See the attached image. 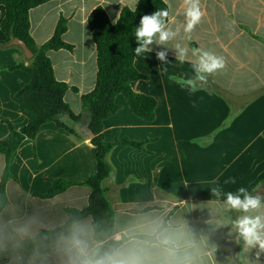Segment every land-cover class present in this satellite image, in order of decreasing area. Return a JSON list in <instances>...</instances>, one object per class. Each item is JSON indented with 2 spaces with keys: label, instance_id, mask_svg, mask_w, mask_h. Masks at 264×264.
I'll list each match as a JSON object with an SVG mask.
<instances>
[{
  "label": "crops",
  "instance_id": "crops-1",
  "mask_svg": "<svg viewBox=\"0 0 264 264\" xmlns=\"http://www.w3.org/2000/svg\"><path fill=\"white\" fill-rule=\"evenodd\" d=\"M138 1L52 0L30 10V34L38 45L52 37L60 17L67 20L64 41L73 50L50 51L48 56L56 79L69 86L64 99L75 114L83 113L81 96L94 89L97 78L89 14L102 7L115 24L124 7L135 9ZM163 1L170 13L168 27L178 34L167 45L154 43L150 52L135 56L136 69L147 78L132 82L136 93L156 99V118H139L118 95L120 109L104 121L106 141L141 143L116 145L106 156L111 174L103 185L115 214L112 237L124 241L113 255L138 264H264V249L247 245L234 223L243 215H264V201L259 210L239 214L225 203L228 192L243 199L240 187L249 195L264 194V0H199L204 16L190 39L183 31L184 0ZM4 15L0 5V23ZM4 40L0 29V42ZM177 43L189 49L183 63L176 59ZM165 47L167 61L162 64L156 53ZM192 49L210 51L226 62L195 93L169 78L194 75L197 57ZM19 62L29 63L20 48H0V141L10 135L5 120L16 129L28 123L16 93L29 75L3 68ZM95 152L89 139L55 123L44 124L34 140L22 142L10 162L8 203L0 213V251L13 247L17 238L64 224L66 208L87 206L91 189L85 185L71 186L52 198L35 193H47L53 179L87 180L96 172ZM5 164L0 154V181ZM213 188L219 196L213 195ZM72 232V239L61 238L50 254L31 257L28 264L96 260L99 244L93 239L92 219L77 222ZM155 234L159 243L140 238ZM20 261L12 254L0 264Z\"/></svg>",
  "mask_w": 264,
  "mask_h": 264
},
{
  "label": "trees",
  "instance_id": "trees-1",
  "mask_svg": "<svg viewBox=\"0 0 264 264\" xmlns=\"http://www.w3.org/2000/svg\"><path fill=\"white\" fill-rule=\"evenodd\" d=\"M49 1L52 0H0V5L5 9V15L0 23L5 40L0 42V48L14 39H20L33 53L27 65L19 62L3 67L10 71H25L29 75V82L16 93L20 110L28 118V123L16 129L5 120L10 135L0 141V154L6 159L0 181V213L8 203L6 185L12 178L10 173L12 157L22 142L25 139L34 140L40 128L46 123H55L59 128L78 137L89 139L96 148V172L84 182L53 179L47 193L43 195L35 193L41 198H52L74 185H85L91 189L85 208H66L67 220L64 224L51 229H40L33 236L17 238L13 247L0 251V262L8 260L12 254H17L21 259L20 264H28L31 257L50 254L61 238L72 239L73 225L86 217L92 219L93 239L99 244L95 258L113 255L124 241L112 237L115 214L107 197V189L103 185L111 174L106 156L116 145L140 147L141 143L126 138L114 142L106 141L103 134L104 121L120 109L116 103L118 95L125 97L130 109L139 118L147 122H152L156 118V99L136 93L132 89L133 81L147 78L134 65L136 56L134 50L138 46L135 29L143 15H150L158 9H168L167 4L163 0H139L135 9L124 7L115 24L110 21L102 7H96L89 14L88 23L97 51V78L94 89L81 96L83 113L77 115L64 99L69 86L56 79L48 56L50 51L73 50V46L64 41L67 20L60 17L52 37L42 45H38L30 34V10ZM21 52L24 55L22 50ZM251 196H259L264 201L263 192ZM241 212L237 211V214ZM166 225L165 221L159 231ZM140 238L150 243H159L156 234ZM162 245L175 248L171 244Z\"/></svg>",
  "mask_w": 264,
  "mask_h": 264
},
{
  "label": "clouds",
  "instance_id": "clouds-1",
  "mask_svg": "<svg viewBox=\"0 0 264 264\" xmlns=\"http://www.w3.org/2000/svg\"><path fill=\"white\" fill-rule=\"evenodd\" d=\"M186 24L184 26V33L191 38V33L195 27L200 23L204 12L200 8L199 0H184ZM169 10L158 9L150 15H143L140 19L139 26L135 29V39L138 46L134 52L136 56H141L144 53L150 52L151 45L154 43L157 45L165 46L171 40H173L177 34V31H173L168 27ZM167 47L164 51H158L156 53L157 59L162 62L167 61ZM176 59L183 63L185 62L189 49L186 46H182L177 43L174 46ZM192 55L197 59L192 63L193 76L188 78L171 76L170 79L176 81L182 88H187L191 93H195L198 90V85L207 83L208 77L216 72L223 70L226 66V62L223 57L217 56L214 53L203 49H192ZM162 71L166 72L164 68ZM213 195L219 196L218 189H212ZM238 192L241 195L228 192L226 194L225 203L231 209L242 211L244 213L255 212L262 207L261 197L251 196L248 194L247 189L240 187ZM235 227L238 229L240 236L244 239L245 243L249 246L259 245L261 249H264V215H243L239 217L235 222ZM81 249V253H83ZM82 264H138L135 259H123L117 255H106L100 259L93 260L86 258L82 261Z\"/></svg>",
  "mask_w": 264,
  "mask_h": 264
},
{
  "label": "water",
  "instance_id": "water-1",
  "mask_svg": "<svg viewBox=\"0 0 264 264\" xmlns=\"http://www.w3.org/2000/svg\"><path fill=\"white\" fill-rule=\"evenodd\" d=\"M10 45H14V46H17V47H20L21 50L23 51L24 53V56L27 60H30L32 59L33 57V53L28 49V47L26 46L25 42L20 40V39H14L12 40L10 43ZM91 135V134H90Z\"/></svg>",
  "mask_w": 264,
  "mask_h": 264
}]
</instances>
